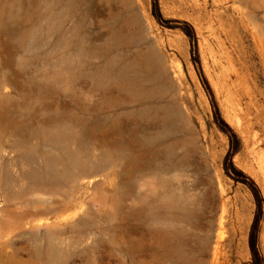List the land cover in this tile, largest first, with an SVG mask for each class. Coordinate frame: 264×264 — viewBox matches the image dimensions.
<instances>
[{
  "label": "rangeland",
  "instance_id": "obj_1",
  "mask_svg": "<svg viewBox=\"0 0 264 264\" xmlns=\"http://www.w3.org/2000/svg\"><path fill=\"white\" fill-rule=\"evenodd\" d=\"M157 1L164 20L194 29L200 73L241 142L233 164L263 200L257 248L264 264V0ZM152 2L0 0V224L49 211L42 226L30 224L34 236L8 240L0 225V264H44L36 253L46 241L61 258L51 264H203L223 202L222 261L252 264L255 199L225 175L229 138L216 126L190 42L157 23ZM219 36L233 53L230 98L214 60ZM146 57L154 60L147 77H159L162 87L151 100L118 77ZM152 102L180 111L172 132L162 131L155 111L145 114ZM60 130L76 134L72 147L87 167L73 182L26 178L23 156L39 152L41 163L49 150L44 135ZM158 135L173 144L174 160ZM175 192L192 221L163 212Z\"/></svg>",
  "mask_w": 264,
  "mask_h": 264
},
{
  "label": "bare ground",
  "instance_id": "obj_2",
  "mask_svg": "<svg viewBox=\"0 0 264 264\" xmlns=\"http://www.w3.org/2000/svg\"><path fill=\"white\" fill-rule=\"evenodd\" d=\"M217 16V15H216ZM219 17V15H218ZM218 21V20H217ZM130 24L138 27V19L136 15L133 14L129 20ZM221 28V27H220ZM140 34V32H139ZM135 36L137 33L135 32ZM214 53L215 63L220 69L222 85L226 90L228 98H230L233 93L232 89L234 87V82L232 81V74L235 73L233 66V53L229 47H227L226 42L218 37V48H216ZM152 64V65H151ZM154 60L148 57L144 58L140 65H132L131 68L126 66L119 72V80L126 86V88L136 96H141L151 100L162 87L158 82L159 77H147V74L154 69ZM153 66V67H152ZM152 67V68H150ZM132 68L134 69L135 76H131L129 73ZM175 73V70H171ZM152 80V85H144L146 80ZM175 79H179L175 76ZM148 80V81H149ZM220 83V82H219ZM239 88V87H238ZM236 90V89H235ZM234 90V91H235ZM232 99V98H231ZM150 108H147L145 114H151L155 111L157 115L160 116V121L163 123L162 131L172 132L174 124L180 116V111L174 108H163V107H153V102ZM242 112V111H241ZM57 132V131H53ZM167 135V134H165ZM43 137V136H42ZM76 134L74 132L65 133L64 131H58L57 133H49L44 135V139L49 150L44 154L43 161L38 163L37 153H26L23 156L24 163L28 164V168L25 172L26 178L33 180L36 183H66L73 182L76 179V171L86 168V163L81 155L73 149V144L76 141ZM162 135H158L156 139L161 138L160 146L163 147L164 155L167 156L169 160H174L176 156L172 155V150H174L173 144H169L166 140L162 138ZM158 142V141H157ZM46 145V146H47ZM45 151V150H44ZM42 155V152H41ZM166 157V159H167ZM22 163V164H24ZM264 165V164H263ZM24 166V165H23ZM25 167V166H24ZM43 185V184H42ZM170 191V190H169ZM176 193V192H175ZM170 194L171 196L163 204V212L172 211L175 220L181 221H192L194 214L191 211L188 203L185 200L183 194ZM169 200V201H168ZM2 206V204L0 203ZM45 209V208H43ZM20 212V211H17ZM37 212V211H35ZM22 216L17 218H11L8 222L0 224L3 232L8 240L12 238H19L22 235L34 236V228L30 224L36 219L39 225H34V227H40L43 225V220L41 217L49 215L48 210H42L37 213L24 212ZM227 210L225 202L217 209L216 213L212 218V232L211 238L209 239L208 246L204 247V262L203 264H224L223 263V247L225 241V227L227 223ZM39 218V219H38ZM34 221V222H35ZM48 221V220H47ZM49 224V222H47ZM45 225V224H44ZM36 258L43 260L44 264H51L61 260L58 251H56L52 244L46 241L36 253ZM187 263V260L185 261ZM189 264V263H187Z\"/></svg>",
  "mask_w": 264,
  "mask_h": 264
},
{
  "label": "trees",
  "instance_id": "obj_3",
  "mask_svg": "<svg viewBox=\"0 0 264 264\" xmlns=\"http://www.w3.org/2000/svg\"><path fill=\"white\" fill-rule=\"evenodd\" d=\"M152 15L160 26H162L163 28L172 30V31H180L188 38L190 42L192 63L196 67V70L200 77L203 88L210 99L216 126L221 133H223L229 138V151L223 163L224 173L234 183L241 184L247 187L252 193L255 199V202H256L257 209H256L255 218H254L251 231H250V235H249V245H250V251L252 255V264H263V259L257 248L259 226H260V222H261L262 215H263V207H262L263 200H262L260 192L257 186L255 185V183L251 179H249L245 174H243L241 171L237 170L233 164V158L240 152L241 142L239 138L232 132L230 127L222 119L218 106L215 102L211 89L208 85V82L203 77V75L200 73V70H199L200 61L197 56L195 31L187 23H180V22H175V21L164 20L161 15L157 0H153L152 2Z\"/></svg>",
  "mask_w": 264,
  "mask_h": 264
}]
</instances>
